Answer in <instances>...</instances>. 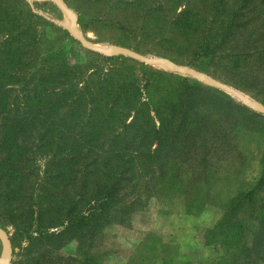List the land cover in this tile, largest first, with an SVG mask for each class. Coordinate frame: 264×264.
Segmentation results:
<instances>
[{
	"label": "rangeland",
	"instance_id": "374dc122",
	"mask_svg": "<svg viewBox=\"0 0 264 264\" xmlns=\"http://www.w3.org/2000/svg\"><path fill=\"white\" fill-rule=\"evenodd\" d=\"M253 1L240 29L225 43L229 45L224 44L216 55H205L201 44L209 31L216 34L225 25L226 14L242 0H64L77 15L81 32L95 45L135 47L145 55L194 67L264 104V53L253 49L264 46V0ZM27 2L38 16L32 26L36 41L28 38L29 56L61 48L70 62L105 65L71 35L69 15L55 1ZM13 9L21 13L20 28L26 26L23 0H0V23L11 17ZM55 26L69 36L56 31ZM6 37L0 34V42ZM228 48L233 51L230 56L221 53ZM132 65L137 68L138 82L145 77L158 81L155 75H142L140 65ZM146 65L174 73L175 78L195 79L165 66ZM198 81L199 98L188 112L191 121L181 123L180 133L165 140L148 164L141 158L145 153H139L142 144L135 142L131 150H122L112 141L107 124L105 131L97 132L96 124H89L78 132L87 137V146L80 150L84 155L135 157L132 149L137 151L140 159L135 168L142 174L139 186H124L118 200L101 216L91 217L90 213L78 227L65 231L64 226L54 227L52 231L59 235L39 242L30 231L6 225L13 245L9 264H264V114L250 109L235 95ZM126 120L129 123L132 116ZM118 125L124 128V123ZM137 140L144 141L142 136ZM157 141L155 136L151 139L150 144H155L152 150ZM55 152L53 147L51 153ZM45 161L37 159L40 177ZM116 161L123 165L119 158ZM88 171L93 173L84 181L87 193L98 182L97 177L107 172L95 176L93 167ZM81 174L87 176L81 172L69 177ZM69 187L71 191V184ZM246 193L236 214L224 221L235 201ZM64 199L69 204L73 201ZM76 206V214L88 209V204ZM64 213L60 208L54 210V215L66 220ZM2 249L0 239V258Z\"/></svg>",
	"mask_w": 264,
	"mask_h": 264
},
{
	"label": "trees",
	"instance_id": "16d2710c",
	"mask_svg": "<svg viewBox=\"0 0 264 264\" xmlns=\"http://www.w3.org/2000/svg\"><path fill=\"white\" fill-rule=\"evenodd\" d=\"M252 2L242 0L231 14H226L227 21L216 34L209 31L201 44L205 55L220 53L221 47L240 29L241 19ZM22 11L27 17L26 26L22 24L20 28L21 13L17 9L10 11L11 17L6 22L0 23V34L7 36L0 42V225L10 224L17 231H30L31 237L39 242L59 235L52 231L54 227L64 226L65 231L78 227L80 220L89 218L90 213L91 217L101 216L118 200L124 186L130 183L139 186L142 174L135 168L139 153H145L141 158L148 164L162 150L165 140L170 141L180 133L181 123L191 118L188 112L199 98L200 82L189 77L175 78L174 73L156 70L124 55L101 57L87 50L88 54L103 60L105 65L101 67L91 66L89 63L93 61L87 65L70 62L61 48L41 50L29 56L28 38L36 41L32 26L38 16L27 0H23ZM63 32L69 36L66 30ZM229 49L221 53L230 56L233 51ZM253 49L264 53V46ZM132 63L140 65L142 75H155L158 81L145 77L138 82L137 68ZM131 116L132 120L127 123L126 119ZM121 123L124 128H119ZM89 124H96L97 132L105 131L107 124L112 141L122 150L142 144V151L132 149L135 157L112 153L84 155L80 150L87 146V137L82 138L78 132ZM132 132L139 133L138 137L142 136L144 141L130 136ZM154 136L158 141L152 150L155 144L150 141ZM34 139L40 143L35 145ZM53 147L57 152L51 153ZM42 158L46 161L40 177L37 159ZM118 158L123 165L116 161ZM91 167L95 176L102 170L107 172L97 177L98 182L87 193L84 181L91 178L93 172L88 171ZM81 172L87 176L69 177L71 173ZM143 174L148 176L146 172ZM69 184L71 191H68ZM247 196L243 194L235 201L224 221L231 220ZM64 198L73 201L69 204ZM86 199L88 202L84 204ZM77 204H88L84 210L88 215L76 214ZM56 208L65 212L66 220L54 215Z\"/></svg>",
	"mask_w": 264,
	"mask_h": 264
},
{
	"label": "water",
	"instance_id": "95a60500",
	"mask_svg": "<svg viewBox=\"0 0 264 264\" xmlns=\"http://www.w3.org/2000/svg\"><path fill=\"white\" fill-rule=\"evenodd\" d=\"M52 1H55L63 9V11H65L69 15L70 25L67 28L70 31L71 35L76 38L85 48L94 52H99L108 55H125L146 64L161 65L168 67L177 73L190 75L195 79H198L204 83H207L211 86H214L218 89L224 90L235 95L236 97L241 99L243 103L249 108L255 110L256 112L264 114V104L253 100L249 96L242 94L240 91H238L231 85L222 82L216 78H213L194 67H188L181 64H177L172 60L164 57L148 56L126 46L113 45L111 47H100L95 45L94 43L89 41V39L81 32L78 27L77 15L73 12L71 8H69V6L64 2V0ZM0 239L3 244L0 264H9V261L13 254V245L8 231L2 226H0Z\"/></svg>",
	"mask_w": 264,
	"mask_h": 264
}]
</instances>
